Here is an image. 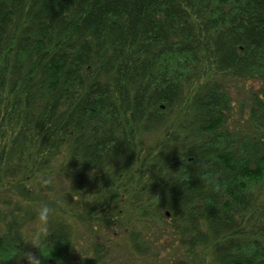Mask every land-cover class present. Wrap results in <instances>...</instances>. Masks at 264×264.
<instances>
[{
    "label": "trees",
    "instance_id": "trees-1",
    "mask_svg": "<svg viewBox=\"0 0 264 264\" xmlns=\"http://www.w3.org/2000/svg\"><path fill=\"white\" fill-rule=\"evenodd\" d=\"M5 184L0 264L44 197L42 264H264V0H0Z\"/></svg>",
    "mask_w": 264,
    "mask_h": 264
},
{
    "label": "clouds",
    "instance_id": "clouds-1",
    "mask_svg": "<svg viewBox=\"0 0 264 264\" xmlns=\"http://www.w3.org/2000/svg\"><path fill=\"white\" fill-rule=\"evenodd\" d=\"M200 170L199 178L202 184H204L206 187L212 185L215 178L209 175L208 165L206 163H201ZM50 183L51 180L49 178L48 180L42 181V186L46 187ZM52 214L53 211L47 204L36 209L35 219L41 228L35 230L26 243H29L32 247L39 249L40 255H37L32 251L23 252V254L18 259V264H20V262H26V264H42L41 256H45L43 251L45 246L44 241L45 237L49 235V233L46 231V226L48 225Z\"/></svg>",
    "mask_w": 264,
    "mask_h": 264
},
{
    "label": "rangeland",
    "instance_id": "rangeland-1",
    "mask_svg": "<svg viewBox=\"0 0 264 264\" xmlns=\"http://www.w3.org/2000/svg\"><path fill=\"white\" fill-rule=\"evenodd\" d=\"M9 187L13 190L14 189V187L10 184H5L4 185V187H0V192H5V191H7L8 189H9ZM3 189V190H2ZM2 194V193H1ZM0 197H1V195H0ZM27 198V197H26ZM34 198L33 197H29V201L30 200H33ZM37 201V203L36 204H40V206H42V205H45V204H47L51 209H52V211H60L61 210V208L59 209L57 206L56 207H53L52 206V204H51V202L50 201H48V199H46L45 200V197H44V199L42 200V199H36ZM50 200V199H49ZM3 201V200H2ZM2 201H0V203H2ZM33 201H35V200H33ZM39 202V203H38ZM63 209V208H62ZM64 210V209H63ZM65 211V210H64ZM136 215H139V214H135V213H133V214H131V215H129L128 216V219H134L135 217H136Z\"/></svg>",
    "mask_w": 264,
    "mask_h": 264
}]
</instances>
